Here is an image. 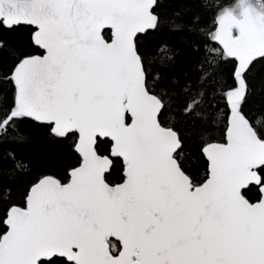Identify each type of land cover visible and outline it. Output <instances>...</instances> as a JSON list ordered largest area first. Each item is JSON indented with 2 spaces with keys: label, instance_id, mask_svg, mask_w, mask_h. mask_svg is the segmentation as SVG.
Returning a JSON list of instances; mask_svg holds the SVG:
<instances>
[{
  "label": "snow or ice",
  "instance_id": "6c2138e0",
  "mask_svg": "<svg viewBox=\"0 0 264 264\" xmlns=\"http://www.w3.org/2000/svg\"><path fill=\"white\" fill-rule=\"evenodd\" d=\"M0 264H264V0H0Z\"/></svg>",
  "mask_w": 264,
  "mask_h": 264
}]
</instances>
